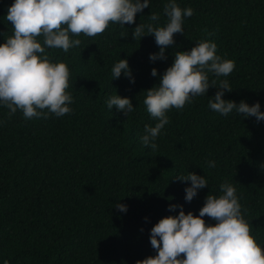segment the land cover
Instances as JSON below:
<instances>
[{
	"label": "trees",
	"instance_id": "obj_1",
	"mask_svg": "<svg viewBox=\"0 0 264 264\" xmlns=\"http://www.w3.org/2000/svg\"><path fill=\"white\" fill-rule=\"evenodd\" d=\"M167 2L149 0L135 24H110L95 38L73 37L82 43L68 52L46 49L53 62L70 69L71 113L29 120L17 110L9 118L0 105V264H136L156 254L150 229L178 213L169 204L198 215L206 195L221 194L225 181L236 188L242 214L264 247V120L212 111L208 101L217 89L210 87L167 113L170 122L155 151L140 139L144 125L156 122L143 104L145 90L158 83L176 51L190 50L201 39L215 42L217 55L235 61L230 76L209 73L210 81L227 79L233 88L223 98L259 102L264 111V0H176L194 14L184 18V34H175L165 49L167 59L152 62L149 54L159 51L154 36L132 39L131 32L149 23L152 12L159 13L152 23L163 26ZM12 3L0 0V43L12 34L6 19ZM120 59H127L134 83L123 73L112 77ZM116 94L131 99L134 111L127 117L107 107ZM188 172L208 182L191 202L184 199L190 181L173 178ZM118 201L126 212L115 207Z\"/></svg>",
	"mask_w": 264,
	"mask_h": 264
},
{
	"label": "clouds",
	"instance_id": "obj_2",
	"mask_svg": "<svg viewBox=\"0 0 264 264\" xmlns=\"http://www.w3.org/2000/svg\"><path fill=\"white\" fill-rule=\"evenodd\" d=\"M148 7L149 0H13L6 13L12 34L0 43V105L9 110V118L17 110L29 120L71 113L70 69L63 61L53 62L46 49L68 52L82 43L73 37L95 38L110 24H135L137 14ZM163 12L167 17L163 26L152 23L159 20V13L152 12L149 23L136 24L131 32L132 39L154 36L159 51L149 54L152 62L167 59L165 49L175 43V34H184V18L194 14L192 8L182 9L176 0H168ZM203 31L211 35L206 29ZM127 36L128 33H121V37ZM235 67L234 60L217 55V45L209 39L197 41L190 50L176 51L158 83L145 90L143 104L156 122L154 126L144 125L142 144L155 151L157 137L170 122L167 113L173 108L183 109L210 87L217 89L208 101L212 111L223 116L235 111L242 117L264 120L259 102L249 105L243 100L238 104L226 100L224 93L233 90L229 81L209 80V73L217 78L227 77ZM122 73L130 83L135 82L127 59H120L112 68L113 78L119 79ZM151 75H158L155 67ZM106 104L110 110L115 106L126 117L134 111L127 96L113 95ZM208 166L214 168L215 162L208 161ZM173 178L190 181L184 189L186 202H191L198 190L208 187L204 175L195 172ZM220 193H208L198 215L185 212L182 205L169 204V211L178 208V213L161 217L150 229L149 240L156 254L137 260L136 264H264V247L253 234V224L242 214L236 188L225 181L220 184ZM115 207L120 212L127 211V206L119 201ZM205 217L215 223L206 222Z\"/></svg>",
	"mask_w": 264,
	"mask_h": 264
}]
</instances>
